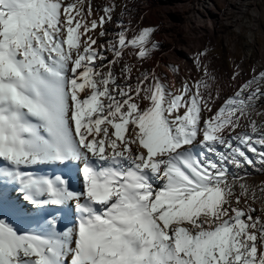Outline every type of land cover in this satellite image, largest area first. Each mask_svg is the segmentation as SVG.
Returning a JSON list of instances; mask_svg holds the SVG:
<instances>
[{
  "label": "snow or ice",
  "instance_id": "obj_1",
  "mask_svg": "<svg viewBox=\"0 0 264 264\" xmlns=\"http://www.w3.org/2000/svg\"><path fill=\"white\" fill-rule=\"evenodd\" d=\"M115 8L0 0V264H264L256 190L229 167L264 166V71L215 112L209 79L133 83L116 65L149 57L156 28L121 20L99 43Z\"/></svg>",
  "mask_w": 264,
  "mask_h": 264
},
{
  "label": "bare ground",
  "instance_id": "obj_2",
  "mask_svg": "<svg viewBox=\"0 0 264 264\" xmlns=\"http://www.w3.org/2000/svg\"><path fill=\"white\" fill-rule=\"evenodd\" d=\"M90 2L93 6L94 11H93L92 17L89 18V21L92 18L98 19L99 15L103 14L101 12L102 6H105L108 3H113V2L115 3L117 2V0H101L102 4H99L98 2H94V0H90ZM224 2L228 3L226 6L227 8L225 9H223L222 7L223 5L222 6L220 5ZM88 3H89V0H85V11H87ZM256 3H257V0H194L187 7L185 12L183 13V16L181 18H178V20L181 21V23L185 26L186 30L189 33L193 29H198L199 26L207 30L209 32V41H205L203 37L199 38L198 39L199 43L195 45L193 53L180 47L179 44L178 46L173 45V44L166 46L165 49L167 51L166 53L167 56L171 60H173V62H177L181 64V66L183 67V68L182 67L180 68L182 69L180 73H178L177 71L173 72L172 68L174 67V65L171 60L167 61L165 59L164 54L159 56L157 70L152 69L148 72H151L154 70L156 76L159 77L161 82L165 83V81H167L168 86L170 88H175V89H176L175 79L177 78L176 76H181L184 78L187 76L189 77L190 74H193L195 76L194 78L196 79L195 81L201 78H204L206 76L208 77V75H206L204 71V68L203 67L198 68L195 62V58L197 54L201 52L200 49L202 50L203 48L206 49L207 48L206 44L217 43L218 37L221 36L223 37L226 45H229V49L224 50V51L227 52L228 56H231L232 53L236 51L237 43L239 42L240 35L242 34V31H244L245 26L248 28V30L246 31L247 35L245 36L246 37V42H245L246 47L243 52L244 53L243 58L247 60L248 57L257 55L259 59L255 66V71L260 72L264 68V47L258 46L256 44L257 43L256 29H257L259 18H260V11L257 8ZM118 13H119V10L115 9V12L113 14V19L114 18L116 19V16ZM248 14H251L252 16L251 15L248 16ZM198 21H200L201 24H198L197 23ZM152 24L153 23L151 22L148 23L142 20L139 23V25L135 27L134 29L139 30V29H142L143 27H155L157 30V27ZM104 29L108 32L109 35L106 37L100 38L98 40L99 43H104L106 40L110 39L116 33L115 31L118 28H117V25L113 23V21H111L104 25ZM100 30H101L100 28H97L95 30V34L97 36ZM214 35H218V36H214ZM128 51H131V50H128ZM222 54L223 52L219 53L220 56H222ZM106 55L109 60L112 59V54L110 52L106 53ZM219 55H217V57H219ZM212 57L214 56H210V54L209 55L206 54L205 56L201 57V64L207 66V72L208 74H210V77L213 78L215 77V75H217V78H221L218 74H216L217 72L216 69L218 65L212 62L211 60ZM124 62H127L128 64L133 66V71H132L133 83H135V77L140 72L147 71L144 69L143 65L139 62V59L135 55H128L126 52L121 64L116 65L117 73H119L120 68ZM105 63H107V61H105ZM227 70L228 69H226V71ZM237 72H238V69H237ZM220 82L221 81L218 80V82L216 83V86H213V85L211 86V90L212 89L214 90L213 96L217 97V94H218V98L215 100V103H218L219 99L221 98L220 90H219ZM221 94H223V92ZM228 98H229V95H228ZM261 98H263L264 100V97H261ZM212 107H214V105ZM257 110L255 109L252 112V119H255L257 121V124H260L262 121H264V115L257 116L256 112H260V110L259 111ZM205 114L208 115L209 113L206 112ZM249 155L251 156L252 154L249 153ZM253 159H255V157H253ZM229 167H230L231 172L236 173L240 177H243L244 178L243 182L249 185L250 188H253L256 190L255 191V196H256L255 201L258 200L259 202H262V201L264 202V193L260 191L261 186H258L259 184L257 185L258 177L260 176V174L264 173V166H261L259 164H257L256 167L245 165L244 169H238L234 166H229ZM48 171L58 172V171H63V169L58 170L56 169L55 166H52L51 168L48 169ZM72 177H73L74 188H76L77 190H81L83 188L82 179L78 177L77 171L75 169L72 170ZM237 191H239L238 185H237ZM255 201L253 203L252 200H249V203H251L253 207L258 210L259 206L257 207L256 205L257 202L255 203ZM56 215L59 218L62 214L57 213ZM257 215H259V213H257ZM72 219H74V215L70 213L69 220H72ZM23 226L24 225H21V227ZM71 226L72 224L67 221L64 224V227H71Z\"/></svg>",
  "mask_w": 264,
  "mask_h": 264
},
{
  "label": "rangeland",
  "instance_id": "obj_3",
  "mask_svg": "<svg viewBox=\"0 0 264 264\" xmlns=\"http://www.w3.org/2000/svg\"><path fill=\"white\" fill-rule=\"evenodd\" d=\"M193 1L194 0H117V2H115V5H116L115 9L119 10V13L116 16V19L114 18L112 19V21L116 25L118 21L122 20L123 24L126 27H131L132 29H134L143 20L148 23L151 22L153 23L152 25H155L157 27L158 31L157 30L155 31L152 39L158 42L159 47L157 48V50L154 49L149 55V57L143 60L139 59V62L143 65L145 70L147 71H150L152 69L157 70L159 56L163 54L167 61L171 60L166 54L167 51L165 48L168 45L173 44V45L178 46L179 44L180 47L193 53L195 45L199 43L198 41L199 38L203 37L205 41H209V32L207 30L199 26L198 29H193L189 33L186 30L185 26L181 23V21L178 20V18H181L183 16V13ZM94 2H98L99 4H102L101 0H94ZM227 4L228 3L224 2L220 5L221 6L223 5L222 6L223 9H225L227 8L226 7ZM256 5L260 11V18H259L258 26L256 29V38H257L256 44L258 46L264 47V0H257ZM103 7L104 6H102V8ZM122 12H123V15H121ZM249 15L251 14H248V16ZM197 23L201 24L200 21H198ZM247 30L248 28L245 26L244 31H242V34L240 35L239 42L237 43L236 51L232 53L231 56H228L227 52L224 51V50L229 49V45H226L223 37L221 36L218 37L217 43L206 44L207 55L210 54V56H214L211 58V60L212 62L218 65L217 69L219 68L218 69L219 71L216 69L217 71L216 74H218L221 77V78H217V75H215L214 78L216 80L215 79L212 80V77L210 76L204 77L205 79L209 78L211 86L212 85L216 86V83L218 82V80L221 81L220 88H219L221 98L219 99L218 103L214 102L213 112H215L216 108L218 109L219 106H221L224 103V100L228 98V95L229 97H231L237 91V89L240 87L241 84L251 79L254 74L259 73L256 71L255 73L253 72V69H255V66L259 59L257 55L248 57L247 60L243 58V54H244L243 52L246 47V44H245L246 37L245 36L247 35L246 33ZM117 31H119V29H116L115 32ZM214 36H218V35H214ZM200 50L203 51L205 49L203 48V50L202 49ZM220 52H223L222 56L219 55ZM217 55H219L220 58L217 57ZM171 61L174 67L178 68L177 72L180 73L182 70L180 69L182 67L181 64L177 62H173V60ZM237 65L238 67H235ZM226 69L228 70L226 71ZM237 69L240 74L237 76L238 78L236 77V79H233L234 74L237 73ZM261 71H264V68ZM190 76L189 77L187 76L184 78L181 76H176L177 77L175 79L176 89L175 88H171V89L178 90L183 86L185 82L191 85L196 79L194 78L195 76L193 74H190ZM165 83L168 85L167 81H165ZM260 86L262 90H264V81L260 82ZM222 92L223 94H221ZM213 93H214V90L212 91V95ZM255 109L256 110L258 109L257 111L260 110V112H264L263 98H260L258 100V102L256 103ZM209 115H212V113H209L208 115L205 114V118H207V116ZM237 131H241V129H237ZM257 185L258 186L264 185V173L260 174V176L258 177ZM255 203L257 207L259 206L256 214L259 213V215L264 216V211H261V209H264V202L263 201L259 202L258 200H256Z\"/></svg>",
  "mask_w": 264,
  "mask_h": 264
}]
</instances>
